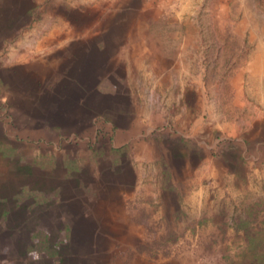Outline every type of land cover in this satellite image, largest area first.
Wrapping results in <instances>:
<instances>
[{
  "label": "rangeland",
  "instance_id": "rangeland-1",
  "mask_svg": "<svg viewBox=\"0 0 264 264\" xmlns=\"http://www.w3.org/2000/svg\"><path fill=\"white\" fill-rule=\"evenodd\" d=\"M125 2L0 0V264H244L235 221L264 220V0Z\"/></svg>",
  "mask_w": 264,
  "mask_h": 264
},
{
  "label": "trees",
  "instance_id": "trees-1",
  "mask_svg": "<svg viewBox=\"0 0 264 264\" xmlns=\"http://www.w3.org/2000/svg\"><path fill=\"white\" fill-rule=\"evenodd\" d=\"M43 199V197H40ZM262 203V209L264 208V200L257 203ZM258 211V210H257ZM256 211V212H257ZM248 216H251L250 214ZM247 216V217H248ZM247 217H239L235 221V227L242 229L245 236V245L242 249L243 263L244 264H264V220L259 226H252L251 221ZM68 228V227H67ZM32 238L36 241L29 246L31 249L46 250L47 233L37 229L32 232ZM49 253H52L48 249Z\"/></svg>",
  "mask_w": 264,
  "mask_h": 264
},
{
  "label": "crops",
  "instance_id": "crops-1",
  "mask_svg": "<svg viewBox=\"0 0 264 264\" xmlns=\"http://www.w3.org/2000/svg\"><path fill=\"white\" fill-rule=\"evenodd\" d=\"M128 4H129V0H126V2L124 3V5H128ZM67 20H69L68 17H67ZM119 32H121V31L115 29V30H113L111 32V36H113V35L117 36V34H119ZM122 34H124V32H122ZM119 36H121V35L119 34ZM75 42H76V40H74V39L67 40V42H65V44H63V46L61 47L63 49L62 50L63 53L64 54L66 53L65 54V59L66 60L69 57V53H71V51L73 49H77L78 48V46H76V47L74 46L75 45ZM107 48H109V46H107ZM115 51H116V48L114 49L113 52H115ZM107 52H111V50H109ZM92 57L94 59V64H96L97 66L100 64V62L102 61V59H106V57L103 58V54L102 53L92 54ZM80 75L82 77H84L86 75L85 74V70H83L80 73ZM73 76H74V78L73 77H70V76H65L64 75V77L66 78V80L69 81L70 88H69V90L67 92L68 95H72L76 91H78V93H79V90L78 89H82V85L84 84L81 78H80V80L78 79L77 75L76 76L73 75ZM1 80L2 79L0 78V82L3 83ZM92 84L95 85V82H92ZM73 87H75V89ZM78 111H79L78 109L77 110H72L68 105H66L65 109L61 112L62 119L64 118L65 121H68L70 118H78L80 116L82 117L83 116L82 111L81 110H80V112H78ZM114 124H116V123H114ZM136 127H137L136 124L132 123V121H128V123L126 125L125 124L124 125H120V124L113 125V124H111V126L109 127V129H110L111 133L113 134L112 135V137H113L112 139L113 140H114V138H116V139L118 138L117 140H120V139L122 140V139H125V137L122 136L121 133L122 134L123 133L125 134L127 132L128 133L133 132V131L136 130ZM122 145H124V144H122ZM122 145L121 144H116L115 142L113 143V146H115L117 148H121ZM123 147H125V146H123Z\"/></svg>",
  "mask_w": 264,
  "mask_h": 264
}]
</instances>
